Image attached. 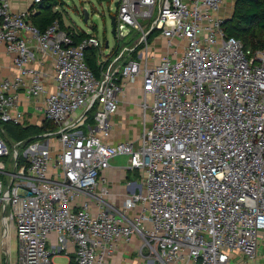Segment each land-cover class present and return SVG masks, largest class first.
<instances>
[{
    "label": "built area",
    "instance_id": "obj_1",
    "mask_svg": "<svg viewBox=\"0 0 264 264\" xmlns=\"http://www.w3.org/2000/svg\"><path fill=\"white\" fill-rule=\"evenodd\" d=\"M227 1L114 0L113 51L58 20L40 31L37 9L13 13L0 0V48L17 71L0 80V247L13 231L17 252L12 263L8 245L5 264H55L50 233L69 239L72 264H106L117 241L134 236L146 264H229L234 251L255 258L264 232V48L226 34ZM122 27L139 35L116 54ZM137 79L140 134L109 142L119 98ZM20 91L42 113L37 125L54 128L29 143L4 129L28 125ZM119 156L140 187L106 212L101 173ZM100 183L92 215L76 200Z\"/></svg>",
    "mask_w": 264,
    "mask_h": 264
},
{
    "label": "crops",
    "instance_id": "obj_2",
    "mask_svg": "<svg viewBox=\"0 0 264 264\" xmlns=\"http://www.w3.org/2000/svg\"><path fill=\"white\" fill-rule=\"evenodd\" d=\"M8 7L11 12L18 13L30 8L40 10L39 4L34 0H7ZM34 18V17H33ZM32 18V22H33ZM155 51L158 48L160 53L165 51L164 40L160 37L155 41ZM160 46V47H159ZM46 71H51V63L46 64ZM17 74L12 62V55L5 52L4 48H0V80L12 79ZM141 80L137 79L135 83L128 85L123 94L119 98L118 110L110 119L112 124L109 142L115 143L119 141H136L140 134V108L141 100ZM19 110L26 113L27 124L36 125L37 121H41L42 113L36 111L33 102L27 100L25 94L20 91ZM101 177L105 179L107 185V193L103 196L106 203L104 205L106 212H110V207L120 210L125 199L139 189L137 173L127 168V158L123 156L116 157L110 161V166L101 173ZM100 183L92 193V196L80 195L76 200L77 205L87 202L88 211L92 215L99 212ZM14 239L13 231L9 234L7 247L11 248V241ZM142 240L138 236H134L128 241L119 239L117 241L115 251L106 258V264H146L139 254V248ZM48 248L52 251V258L61 256L63 261L60 264H72L73 246L66 237H59L55 233L48 236ZM229 264H264V232L259 234V242L256 256L254 259H248L241 253L234 251L229 260Z\"/></svg>",
    "mask_w": 264,
    "mask_h": 264
},
{
    "label": "rangeland",
    "instance_id": "obj_3",
    "mask_svg": "<svg viewBox=\"0 0 264 264\" xmlns=\"http://www.w3.org/2000/svg\"><path fill=\"white\" fill-rule=\"evenodd\" d=\"M45 5H48L52 13H57L61 17L62 23L68 28L70 32L78 33L84 32L96 37L100 42L108 41L109 47L114 51L117 40L111 34V26L109 14L115 13L114 0H45ZM237 0H228L225 6L220 11L221 17H224L225 22H232L234 10ZM86 9L90 14V20H97V24L91 25V22L84 23L82 18V11ZM138 33L128 28L122 27L119 30L118 51L124 46L131 43L132 40L138 37ZM44 132L53 131L51 126L46 123L39 122ZM141 129V123H140ZM43 142V141H41ZM19 148V147H18ZM24 147L20 146V150ZM7 243L2 241L0 247V264H5ZM17 261L16 241H11V262ZM63 261L61 256L52 258V262L60 264Z\"/></svg>",
    "mask_w": 264,
    "mask_h": 264
},
{
    "label": "trees",
    "instance_id": "obj_4",
    "mask_svg": "<svg viewBox=\"0 0 264 264\" xmlns=\"http://www.w3.org/2000/svg\"><path fill=\"white\" fill-rule=\"evenodd\" d=\"M39 2L40 10L34 15L33 23L40 30H44L53 21L58 20L63 27L61 17L52 13L49 6ZM228 36H234L243 42L245 47L252 50L264 48V0H237L232 22L223 23ZM152 36L149 38L151 39ZM86 62L89 68L99 77L101 68L97 65L95 50L86 51ZM105 64L103 65V67ZM49 127V123H46ZM51 126V125H50ZM51 128H53L51 126ZM4 129L9 139L15 142L27 143L40 139L44 132L39 125L28 124L26 126L5 124ZM54 129V128H53Z\"/></svg>",
    "mask_w": 264,
    "mask_h": 264
},
{
    "label": "water",
    "instance_id": "obj_5",
    "mask_svg": "<svg viewBox=\"0 0 264 264\" xmlns=\"http://www.w3.org/2000/svg\"><path fill=\"white\" fill-rule=\"evenodd\" d=\"M115 6H117V4H115ZM82 16H83V22L87 23L89 20V13L86 9H84L82 11ZM93 23L96 25L97 24V20H93ZM110 23H111V34L114 37L115 36V24H114V18L111 16L110 17Z\"/></svg>",
    "mask_w": 264,
    "mask_h": 264
}]
</instances>
